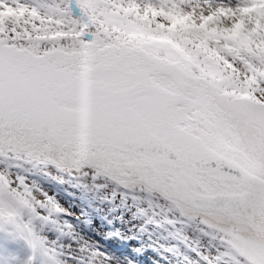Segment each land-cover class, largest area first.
I'll return each instance as SVG.
<instances>
[{"label":"snow or ice","instance_id":"1","mask_svg":"<svg viewBox=\"0 0 264 264\" xmlns=\"http://www.w3.org/2000/svg\"><path fill=\"white\" fill-rule=\"evenodd\" d=\"M216 23L180 0H0V150L137 187L264 264V47ZM29 192L0 177V216Z\"/></svg>","mask_w":264,"mask_h":264},{"label":"rangeland","instance_id":"2","mask_svg":"<svg viewBox=\"0 0 264 264\" xmlns=\"http://www.w3.org/2000/svg\"><path fill=\"white\" fill-rule=\"evenodd\" d=\"M21 2L36 6L53 4L57 0H21ZM141 2L158 4L156 0H141ZM239 2L240 7L226 8L207 0H180V7L185 13L195 11L197 20L201 16L215 14L217 16L215 26L221 30V34H224L223 30L226 28L231 31L234 25L240 22L243 24L241 37L256 34L258 44L264 47V6L254 5L253 0H239ZM247 7H255V11L243 12L242 9ZM220 9L225 10L226 17L220 16ZM247 42L236 39L231 43L239 48ZM221 44H224L223 40ZM240 55L250 59L244 52ZM236 63L237 67L244 71L243 63L239 60ZM5 156H9L11 160L6 159ZM1 157L5 159L0 160L3 163L0 166V177L6 178L13 188H18L23 181L24 186L30 191L29 198L34 202L35 207H38V204L44 205L50 209V212L37 213L39 217L28 225L29 232L33 233L38 240L39 250L31 244L28 235L23 234L21 237L17 235L14 241L10 242L12 246L9 243L0 246V264H68L65 258L60 256L59 249L62 242L72 240L74 241L72 247L86 250V243L81 238L83 229H91L90 224L93 219L95 221L92 226L95 230L101 227L107 228L106 224L109 225L120 214L136 221L140 239L149 241L148 248L155 256L154 262L139 256L136 258L129 246L112 241L110 249L113 253H125L131 257L129 259L131 262L137 259L147 264L157 262L236 264L237 258L221 232L208 227L201 222L200 218L182 215L171 204L153 194L141 191L137 187H125L122 184L120 187L109 182L103 175L97 176L87 170L74 172L67 168L61 170L50 166H40L34 161L14 154H0ZM17 160L25 161V164H22L24 170L33 173L23 174L19 169H13ZM28 163L32 165L31 167L37 165L40 170L33 171ZM124 187L127 188L126 191ZM89 205H92V208H89ZM39 218L45 221L40 222ZM14 219H18L21 225L22 220L16 215L13 219L5 221L13 230L18 231ZM22 229L24 230L23 227ZM76 242L77 245H75ZM93 253L96 252L93 250ZM84 259L86 262L83 264H100L94 256ZM72 263L79 264L76 259H73Z\"/></svg>","mask_w":264,"mask_h":264},{"label":"bare ground","instance_id":"3","mask_svg":"<svg viewBox=\"0 0 264 264\" xmlns=\"http://www.w3.org/2000/svg\"><path fill=\"white\" fill-rule=\"evenodd\" d=\"M211 3H217L220 6L226 8L240 7L241 3L239 0H207ZM107 177V176H106ZM108 178V177H107ZM110 181V178H108ZM116 182V181H114ZM95 219H93V222ZM93 222L90 224V228H84L81 233V238L86 243V250H80L78 247H72L74 241L68 240L62 242L60 250V256L64 257L68 264H73V259L79 264L86 262V257L94 256L99 260L100 264H147L143 261L133 259V262L129 261L131 257L127 254H114L110 249V244L112 241H118L123 244V246L130 247L135 253V256H142L143 259L153 261L155 256L149 250L148 240L140 239V234H138L136 221L126 215H117L106 227L98 228L95 230L92 226ZM77 245V242L75 243ZM94 252L96 253H93ZM156 264H165V262H157ZM174 264V263H170Z\"/></svg>","mask_w":264,"mask_h":264},{"label":"trees","instance_id":"4","mask_svg":"<svg viewBox=\"0 0 264 264\" xmlns=\"http://www.w3.org/2000/svg\"><path fill=\"white\" fill-rule=\"evenodd\" d=\"M158 2H159V0H158ZM256 36H257L256 34H250L247 38H248V40L253 42L254 46L263 47L262 45L258 44V42L256 40ZM248 40H246V41H248ZM37 206L38 207H35V210H36L35 212L32 211L30 208H21V207L17 206L16 212L14 213V216L15 215L20 216L23 220H25L27 222L28 225L32 224L33 220L36 217H39L37 215V213H39V212L49 213L50 212V209L47 207H44V205L40 206V204H39ZM0 218H1V220H0V241L4 242V241H8V240L14 238L16 236L15 232L13 230H11L10 224H8L7 221H5V220H8V218H6L4 216H0ZM47 221L48 220H46V222ZM14 223L16 224V226L18 228L19 234L23 235L24 231L22 229V226L18 223V220L14 219ZM52 225H53V223H52ZM33 239H35L37 241L36 236L32 233V241H33ZM35 247L38 248L37 246H35Z\"/></svg>","mask_w":264,"mask_h":264},{"label":"water","instance_id":"5","mask_svg":"<svg viewBox=\"0 0 264 264\" xmlns=\"http://www.w3.org/2000/svg\"><path fill=\"white\" fill-rule=\"evenodd\" d=\"M0 151H7V152H14L16 153L15 151H13L12 149L8 148V147H5L3 150H0ZM20 154H23V153H20ZM26 155V154H25ZM29 157V156H28ZM31 158V157H30ZM31 159H34V158H31ZM45 164V163H44ZM49 165H53V166H56L54 164H51V163H47ZM57 167V166H56Z\"/></svg>","mask_w":264,"mask_h":264}]
</instances>
